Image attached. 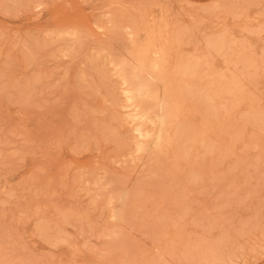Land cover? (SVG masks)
<instances>
[{"label":"rangeland","instance_id":"1","mask_svg":"<svg viewBox=\"0 0 264 264\" xmlns=\"http://www.w3.org/2000/svg\"><path fill=\"white\" fill-rule=\"evenodd\" d=\"M263 3L0 0V264H264Z\"/></svg>","mask_w":264,"mask_h":264},{"label":"bare ground","instance_id":"2","mask_svg":"<svg viewBox=\"0 0 264 264\" xmlns=\"http://www.w3.org/2000/svg\"><path fill=\"white\" fill-rule=\"evenodd\" d=\"M157 1H158V0H157ZM216 2H217V1H216ZM243 2H244V1H243ZM150 3H151V2H150ZM148 4H149V3H148ZM263 4H264V3H263ZM150 5H151V4H150ZM236 14H238V13H236ZM245 14H246V13H245ZM191 20H192V19H191ZM241 20H242V19H241ZM177 21H178V20H177ZM165 23H166V22H165ZM165 23H164V25H165ZM179 23H180V22H179ZM159 24H160V23H159ZM166 25H168V24H166ZM147 26H148V25H147ZM161 27H163V26H161ZM166 27H167V26H166ZM175 28H176V27H175ZM146 29H147V27H146ZM144 30H145V29H144ZM160 30H161V28H160ZM66 32H67V31H66ZM54 33H56L57 35H60V34L62 33V31L58 30V31H55ZM72 33H73V32H72ZM56 34H55V35H56ZM150 35H151V33H150ZM54 37H55V36H54ZM59 38H60V37H59ZM55 40H56V39H55ZM179 41H180V40H179ZM241 41H242V40H241ZM68 43H69V42H68ZM75 43H76V42H75ZM181 43H182V42H181ZM167 44H168V43H167ZM250 45H251V44H250ZM157 46H158V45H157ZM60 47H61V46H60ZM152 47H153V46H152ZM158 47L160 48L161 46L159 45ZM62 48H63V47H62ZM143 48H144V47H143ZM159 48H158V50H159ZM148 49H149V47H148ZM58 51H59V50H58ZM63 51H64V50H63ZM63 51H62V52H63ZM135 51H136V50H135ZM137 51H138V50H137ZM144 51H145V50H144ZM160 51H161V50H160ZM147 52H148V51H147ZM56 53H57V52H56ZM64 53H65V52H64ZM145 53H146V52H145ZM71 54H72V53H71ZM71 54H70V55H71ZM142 54H143V53H142ZM72 55H73V54H72ZM145 55H146V54H145ZM157 55H158V54H157ZM67 56H69V55H67ZM70 57H71V56H70ZM142 57H143V56H142ZM147 58H148V57H147ZM85 59H86V58H85ZM138 59H139V58H138ZM145 59H146V58H145ZM143 60H144V58H143ZM160 60H161V59H160ZM139 61H140V60H139ZM136 62H137V61H136ZM140 62H141V61H140ZM143 62H144V61H143ZM134 63H135V61H134ZM136 64H137V63H136ZM139 64H140V63H139ZM154 64H155V63H154ZM162 64H163V63H162ZM142 65H143V63L140 64L139 66H136V67H139V68H140V66H142ZM157 65H158V63H157ZM157 65H156V66H157ZM121 66H122V65H121ZM143 66H144V65H143ZM143 66H142V67H143ZM118 67H120V66H118ZM131 67H134V66H130V68H131ZM144 67L147 68L146 66H144ZM159 67H161V66H159ZM134 68H135V67H134ZM145 68H141V70L143 69L144 71H146ZM118 69H119V68H118ZM123 69H126V67L124 66ZM123 69H120V70H122L123 73H125L126 70H125V72H124ZM135 69H136V68H135ZM147 69H148V68H147ZM111 70H112V69H111ZM120 70H119V71H120ZM143 70H142V72H143ZM134 71H136L137 73L139 72V70H137V69H136V70H134V69L132 70V72H134ZM80 72H81V69H80ZM159 72H160V70H159ZM121 75H122V73L120 74V76H121ZM133 75H134V73H133ZM122 76H123V75H122ZM127 76H128V75H126V77H127ZM130 76H132V75H130ZM135 76H136V77H135ZM134 77L137 78L138 76L135 74ZM104 78H105V77H104ZM118 78H119V77H118ZM124 78H125V77H124ZM124 78H123V79H124ZM130 78H131V77H130ZM135 78H133V80H134ZM168 78H169V77H168ZM96 79H97V78H96ZM123 79H122V80H123ZM125 79H127V81H128L129 78H125ZM125 79H124V80H125ZM101 80H102V79H101ZM129 80H130V79H129ZM125 81H126V80H125ZM127 81H126V82H127ZM130 81H132V80H130ZM103 82H104V81H103ZM142 82H143V81H142ZM156 82H157V81H156ZM193 82H194V81H193ZM107 83H109V82H107ZM121 83H122V82H121ZM130 83H131V82H129V85H128V86H130ZM132 83H133V82H132ZM159 83L161 84L160 81L158 82V84H159ZM194 83H195V82H194ZM199 83H200V82H199ZM215 83H216V82H215ZM105 84H106V83H105ZM112 84H113V83H112ZM126 84H127V83H126ZM138 84H139V83H138ZM138 84H136V87H138V88H142V87L139 86ZM148 84H149V83H148ZM160 84H159V87H160ZM131 85H132V84H131ZM165 85H166V84H165ZM168 85H169V84H168ZM169 86H171V85H169ZM173 86H174V85H173ZM207 86H208V85H207ZM238 86H239V85H238ZM108 87H109V86H108ZM156 87H158V85L155 86V88H156ZM202 87H203V86H202ZM105 88H107V87L105 86ZM96 89H97V88H96ZM111 89H112V88H111ZM114 89H115V88H114ZM131 89H132V88H131ZM131 89H130V90H131ZM133 89H135V88H133ZM133 89H132V90H133ZM152 89H153V88H152ZM138 90H139V89H138ZM141 90H142V89H141ZM157 90H158V88L156 89V92H157ZM160 90H161V87H160ZM205 90H206V89H205ZM231 90H232V89H231ZM114 91H115V90H114ZM165 91H167V90H165ZM177 91H178V90H177ZM232 91H233V90H232ZM121 92H122V91H121ZM124 92H125V91H124ZM132 92L134 93V91H132ZM152 92H153V91H151V93H152ZM154 92H155V91H154ZM154 92H153V94L156 93V92H155V93H154ZM159 92H161V91H159ZM163 92H164V91H163ZM228 92H229V91H228ZM256 92H257V91H256ZM116 93H117V92H116ZM116 93H114V94H116ZM129 93H131V92H129ZM137 93H138V92H137ZM151 93L149 92L150 95H151ZM157 93H158V92H157ZM123 94H124V93H123ZM127 94H128V93H127ZM135 94H136V93H135ZM163 94H164V93H163ZM178 94H179V93H178ZM233 94H234V92H233ZM121 95H122V94H121ZM144 95H145V94H144ZM159 95L161 96V94H159ZM166 95H167V94H166ZM255 95H256V93H255ZM152 96H153V95H152ZM155 96H156V97H155ZM180 96H181V95H180ZM180 96H179V97H180ZM114 97H115V96H113V98H114ZM125 97H126V96H125ZM131 97H132V96H131ZM149 97H150V96H149ZM154 97H155V98H158L159 96L157 97V94H155ZM161 97H162V100H164V99H163L164 96H161ZM173 97H174V96H173ZM181 97H182V96H181ZM254 97H255V96H254ZM256 97H257V95H256ZM115 98H116V97H115ZM120 98H121V97H120ZM122 98H123V96H122ZM155 98H154V100H155ZM165 98H166V97H165ZM183 98H184V97H183ZM239 98H240V97H239ZM250 98H252V97H250ZM159 99H160V98H159ZM108 100H109V99H108ZM108 100H107V101H108ZM116 100H117V99H116ZM124 100H126V99H124ZM128 100H129V99H128ZM130 100H131V99H130ZM133 100H134V99H133ZM133 100H132V101H133ZM172 100H173V99H172ZM241 100H242V99H241ZM246 100H247V99H246ZM250 100H251V99H250ZM252 100H253V98H252ZM254 100H255V99H254ZM254 100H253V103H254ZM165 101H166V100H165ZM175 101H176V100H175ZM175 101H174V102H175ZM244 101H245V100H244ZM256 101H261V100H257V99H256ZM181 102H182V101H181ZM194 102H195V101H194ZM250 102H252V101H250ZM133 103H134V102H133ZM133 103H132V104H133ZM157 103H158V101H157ZM168 103L171 104V102H169V100L167 101V104H168ZM224 103H225V102H224ZM241 103H242V102H241ZM246 103H247V102H246ZM120 104H121V103H120ZM122 104H123V103H122ZM182 104H183V103H181V106H183ZM187 104H190V103H187ZM137 105H138L139 109H138V111L135 113V116H137V115H140V116H141V115H147V113H148V109H149V111H150V105H149L146 101L139 100L138 103H137ZM171 105H172V104H171ZM175 105H176V104H175ZM175 105H174V107H176ZM192 105H193V104H192ZM192 105H191V106H192ZM239 105H240V104H239ZM242 105H243V104H242ZM224 106H225V105H224ZM233 106H234V105H233ZM257 106H258V104H257ZM174 107H173V108H174ZM178 107H179V105H178ZM178 107H177V108H178ZM183 107H184V106H183ZM192 107H193V106H192ZM185 108H186V107H185ZM185 108H182V109L184 110ZM188 108H189V107H188ZM194 108H195V107H194ZM245 108H246V107H245ZM245 108H243V110H244ZM127 109H129V108H127ZM175 109H176V108H175ZM176 110H177V109H176ZM178 110H180V108H179ZM178 110H177V113H178V112L180 113V111H178ZM186 110L189 111L190 109H189V110L186 109ZM193 110H195V109H193ZM197 110H198V109H197ZM135 111H136V110H135ZM135 111H134V112H135ZM184 111H185V110H184ZM241 111H242V110H241ZM246 111H247V110H246ZM256 111H257V110H256ZM134 112H132V113H134ZM157 112H158V111H157ZM185 112H186V111H185ZM230 112H232V111H230ZM149 113H150V112H149ZM153 113H154V112H153ZM186 113H187V112H186ZM189 113H190V111H189L187 114H189ZM199 113H200V112H199ZM222 113H223V111L221 112V114H222ZM154 114H155V113H154ZM180 114L182 115V112H181ZM260 114H262V113H260ZM163 115H164V114H163ZM178 115H179V114H178ZM181 115H180V116H181ZM197 115H199V114H197ZM201 115H202V114H200V116H201ZM230 115H231V114H230ZM258 115H259V114H258ZM152 116H153V115H152ZM155 116L159 117V122L161 123L162 120H161V116H159V113H156ZM202 116H203V115H202ZM226 116H227V115H226ZM228 116H229V115H228ZM168 117H169V115H168ZM223 117H224V116H223ZM260 117H261V116H260ZM133 118H134V116H133ZM165 118H166V117H165ZM171 118L173 119L174 117L171 116ZM184 118H185V117H184ZM199 118H200V117H199ZM203 118H204V117H203ZM203 118H202V119H203ZM220 118H221V117H220ZM228 118H229V117H228ZM262 118H263V117H262ZM262 118H261V119H262ZM157 119H158V118H157ZM167 119H169V118H167ZM177 119H178V117H177ZM185 119H186V118H185ZM185 119H183V120H185ZM187 119H188V118H187ZM206 119H207V118H206ZM223 119H224V118H223ZM131 120H132V119H131ZM181 120H182V119H181ZM211 120H212V119H211ZM211 120H210V121H211ZM221 120H222V119H221ZM227 120H228V119H227ZM145 121H146V120H145ZM228 121H229V120H228ZM228 121H227V124H228ZM238 121H239V120H238ZM244 121H245V119H244ZM159 122H158V123H159ZM165 122H167V121H165ZM183 122H184V121H183ZM201 122H202V120H201ZM212 122H213V121H212ZM212 122H210V123L212 124ZM219 122H220V121H219ZM225 122H226V121H224V123H225ZM190 123H191V121H190ZM192 123H193V122H192ZM204 123H205V122H204ZM206 123H207V121H206ZM206 123H205V124H206ZM208 123H209V122H208ZM213 123H215V122H213ZM234 123H235V122H234ZM239 123H240V122H239ZM239 123L237 122L236 124H239ZM249 123H250V122H249ZM149 124H150V123H149ZM151 124H152V123H151ZM205 124H204V125H205ZM250 124H251V123H250ZM153 125H154V123H153ZM156 125H157V124H156ZM194 125H196V127H197V124H193V128H195ZM204 125H203V128L206 126V125H205V126H204ZM215 125H216V124H215ZM217 125H219V124H217ZM222 125H223V123H222ZM224 125H226V124H224ZM258 125H259V124H258ZM261 125H262V124H261ZM148 126H149V125H148ZM139 127H140V126H139ZM198 127H199V125H198ZM209 127H211V126H209ZM237 127H240V125L237 126ZM262 127H263V126H262ZM199 128H202V127L200 126ZM199 128H198V129H199ZM241 128H242V127H241ZM241 128H240V129H241ZM146 129H147V128H146ZM152 129H153V128H152ZM198 129H197V130H198ZM260 129H261V128H260ZM260 129H259V130H260ZM263 129H264V128H263ZM158 130H159V129H158ZM193 130H194V129H193ZM204 130H205V128H204ZM207 130H208V128H207ZM212 130H213V129H212ZM221 130H222V129H221ZM225 130H226V129H225V127H224V131H225ZM236 130H238V129H236ZM257 130H258V128H257ZM259 130H258V131H259ZM144 131H145V129H144ZM147 131H148V130H147ZM164 131H165V130H164ZM194 131H196V130H194ZM201 131H202V132H205V131H203V130H201ZM214 131L216 132L217 130H214ZM227 131H228V130H227ZM227 131H226V133H227ZM139 132H140V131H139ZM196 132L199 134L200 131H196ZM196 132H195V133H196ZM222 132H223V131H222ZM222 132H221V133H222ZM141 133H142V132H141ZM144 133H145V132H144ZM153 133H154V132H153ZM153 133H152V136H154V137L148 138L145 142L142 143L141 146H143V148H145L144 146H146V145L148 146V144H149V145H150V144H153V145H154V144H157V142L161 139V138H160V137H161V135H160V130H159V132H157V134L154 133L155 135H154ZM161 133H162V132H161ZM167 133H168V132H167ZM171 133H172V132H171ZM234 133H235V132H234ZM236 133H237V131H236ZM137 134H139V133H137ZM204 134H205V133H204ZM219 134H220V133H219ZM239 134H240V133H238V135H239ZM241 134H242V132H241ZM241 134H240V135H241ZM263 134H264V133H263ZM196 135H197V134H196ZM209 135H210V134H209ZM212 135H213V134H212ZM226 135H228V133H227ZM259 135H260V134H259ZM138 136H139V135H138ZM138 136H137V137H138ZM143 136H144V135H143ZM194 136H195V135H194ZM233 136H234V135H233ZM233 136H232V137H233ZM250 136H251V135H250ZM255 136H256V135H255ZM261 136H262V135H261ZM148 137H149V136H148ZM197 137H198V135H197ZM216 137H217V135H216ZM216 137H215V138H216ZM146 138H147V137H146ZM209 138H210V137H209ZM235 138H236V137H235ZM218 139H219V137H218ZM227 139H229V138L227 137ZM236 139H237V138H236ZM242 139H243V138H241V140H242ZM254 139H255V138H254ZM194 140H195V139H194ZM196 140H197V139H196ZM199 140H200V139H199ZM210 140H211V139H210ZM231 140H232V139H231ZM231 140H229V141H231ZM248 140H249V139H248ZM161 141H163V140H161ZM217 141H218V140H217ZM159 142H160V141H159ZM166 142H167V140H166ZM231 142H235V141H231ZM222 143H223V142H222ZM224 143H225V142H224ZM131 144H132V143H131ZM167 144H168V143H167ZM171 144H172V143H171ZM207 144H208V143H207ZM134 145H135V144H134ZM223 145H224V144H223ZM150 146H151V145H150ZM156 146H157V145H156ZM158 146H161V145H158ZM158 146H157V147H158ZM165 146H166V145H165ZM215 146H216V145H215ZM232 146L234 147V145H232ZM138 147H139V146H138ZM151 147H152V146H151ZM154 147H155V146H154ZM135 148H136V147H135ZM149 148H150V147H149ZM152 148H153V147H152ZM159 148H161V147H159ZM162 148H164V147H162ZM162 148H161V150H162ZM215 148H216V147H215ZM193 149H194V148H193ZM224 149H225V148H224ZM132 150H133V148H132ZM151 150H152V149H151ZM156 150H158V149H156ZM167 150H168V149H167ZM189 150H190V149H189ZM138 151H139V150H138ZM141 151H143V150H141ZM146 151H147V150H146ZM154 151H155V149H154ZM186 151H187V150H186ZM190 151H191V150H190ZM131 152H132V151H131ZM161 152H163V151H161ZM161 152H160V154H163V153H161ZM166 152H168V151H166ZM170 152H171V151H170ZM173 152H174V151H173ZM204 152H205V151H204ZM219 152H220V151H219ZM143 153H145V152H143ZM155 153H157V152H155ZM165 154H166V153H164L163 156H164ZM189 154H190V153H189ZM189 154H188V156H189ZM166 155H167V154H166ZM190 155H191V154H190ZM218 155H219V154H218ZM163 156H162V158H163ZM170 156H171V155H170ZM176 156H177V155H176ZM186 156H187V155H186ZM195 156H196V155H195ZM164 157H165V156H164ZM174 157H175V156H174ZM216 157H218V156H216ZM194 158H195V157H194ZM152 159H153V158H152ZM163 159H164V158H163ZM178 159H179V157H178ZM203 159H205V158H203ZM147 160H148V159H147ZM165 160H166V158H165ZM174 160H175V158H174ZM176 160H177V159H176ZM155 161H156V160H155ZM171 161H172V160H171ZM189 161H190V159H189ZM184 162L186 163V161H184ZM236 162H237V161H236ZM189 163H190V162H189ZM194 164H196V162H195ZM237 165H238V164H237ZM188 166H189V165H188ZM241 166H242V165H241ZM159 167H160V166H159ZM191 167H192V166H191ZM202 167H203V166H202ZM161 168H162V167H161ZM161 168H160V169H161ZM189 168H190V167H189ZM189 168H188V169H189ZM160 169H159V170H160ZM185 169H186V168H185ZM192 169H193V168H192ZM258 170H259V169H258ZM191 171L193 172V170H191ZM188 172H189V171H188ZM192 172H191V173H192ZM205 172H206V171H205ZM203 174H204V172H203ZM189 175H190V174H189ZM162 177H163V176H162ZM191 178H192V177H191ZM160 179H161V178H160ZM188 179H189V178H188ZM186 180H187V179H186ZM162 182H163V181H162ZM162 182H161V183H162ZM100 183H101V182H100ZM143 183H144V182H143ZM163 183H164V182H163ZM103 184H104V183H103ZM167 185H168V184H167ZM110 187H111V186H110ZM163 187H164V186H163ZM163 187L161 188L162 191H163ZM170 187H171V185H170ZM189 187H190V186H189ZM112 189H114V187H113ZM116 189H117V188H116ZM117 190H118V189H117ZM157 190H158V189H157ZM159 190H160V189H159ZM94 191H95V190H94ZM162 191H161V192H162ZM136 193H137V192H136ZM105 196H106V195H105ZM120 201H121V200H120ZM161 203H163V202H161ZM157 206H158V205H157ZM157 209H158V208H157ZM157 209H156V210H157ZM186 211H187V210H186ZM126 212H127V211H126ZM146 214H147V213H146ZM148 215H149V213H148ZM189 215H190V214H189ZM145 216H146V215H145ZM153 216H154V215H153ZM151 217H152V216H151ZM151 217H150V218H151ZM127 220H128V219H127ZM162 225H163V224H162ZM177 225H178V224H177ZM158 226H159V225H158ZM161 227H163V226H161ZM160 229H161V228H160ZM126 236H127V235H126ZM133 237H135V236H133ZM137 237H138V236H137ZM196 243H197V242H196ZM216 250H217V249H216ZM211 251H212V250H211ZM213 251H214V250H213ZM217 253H218V251H217ZM170 254H171V253H170ZM222 254H224V253H222ZM164 255H165V254H164ZM167 255H168V254H167ZM165 256H166V255H165ZM211 256H212V255H211ZM219 260H220V259H219ZM212 261H213V260H212ZM219 262H220V261H219ZM173 264H174V263H173ZM214 264H215V263H214Z\"/></svg>","mask_w":264,"mask_h":264},{"label":"crops","instance_id":"3","mask_svg":"<svg viewBox=\"0 0 264 264\" xmlns=\"http://www.w3.org/2000/svg\"><path fill=\"white\" fill-rule=\"evenodd\" d=\"M187 1L192 2V3L204 4V3H208L212 0H187Z\"/></svg>","mask_w":264,"mask_h":264}]
</instances>
